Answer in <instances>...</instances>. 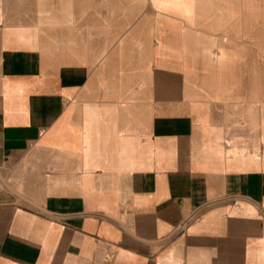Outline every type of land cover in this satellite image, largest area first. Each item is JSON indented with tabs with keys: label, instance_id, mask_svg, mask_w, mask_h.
I'll use <instances>...</instances> for the list:
<instances>
[{
	"label": "crops",
	"instance_id": "0c3cea01",
	"mask_svg": "<svg viewBox=\"0 0 264 264\" xmlns=\"http://www.w3.org/2000/svg\"><path fill=\"white\" fill-rule=\"evenodd\" d=\"M254 3L0 0V264H264Z\"/></svg>",
	"mask_w": 264,
	"mask_h": 264
},
{
	"label": "rangeland",
	"instance_id": "374dc122",
	"mask_svg": "<svg viewBox=\"0 0 264 264\" xmlns=\"http://www.w3.org/2000/svg\"><path fill=\"white\" fill-rule=\"evenodd\" d=\"M207 1V0H205ZM210 1V0H209ZM255 0H251V10H250V17L252 19L256 18V10L254 9ZM191 0H166L167 6L171 7L175 12L182 13L185 11V8H188L190 6ZM227 57L220 56L218 58V69H227L225 67Z\"/></svg>",
	"mask_w": 264,
	"mask_h": 264
}]
</instances>
